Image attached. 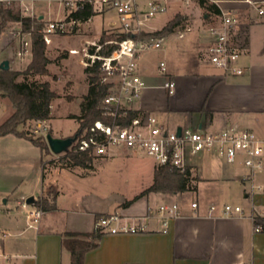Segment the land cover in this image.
I'll use <instances>...</instances> for the list:
<instances>
[{
	"label": "crops",
	"instance_id": "0c3cea01",
	"mask_svg": "<svg viewBox=\"0 0 264 264\" xmlns=\"http://www.w3.org/2000/svg\"><path fill=\"white\" fill-rule=\"evenodd\" d=\"M234 6L244 5L234 2ZM67 13L66 10L64 16ZM38 17L44 19L42 14ZM99 30L92 32L95 35ZM194 35L205 48L204 37ZM192 37L181 42L183 51L163 44L156 54L145 51L138 56L136 69L145 86L131 108L156 116L168 128L233 126L251 129L264 140V18L249 15L243 25L244 50L237 59L243 68L241 74L227 73L210 64L207 57L197 55L190 41ZM59 41L66 42L51 37L52 43ZM2 59H8L9 67L19 69L13 67L8 55L0 56ZM160 61L165 63L163 71ZM165 81L174 83L172 92L164 86ZM204 110L210 114L206 115ZM117 151L113 148L96 159L112 157ZM122 151L127 156L135 153ZM52 153L46 152L45 160L40 156L41 166L35 171L31 185L38 192L29 193L33 197L40 193L48 195L47 189L51 187L53 192L48 197L54 198V208L42 210L37 222L28 226L25 214L36 206L25 202L26 195L14 197L13 205L19 209L9 217L10 225H0V264H67L70 255L62 247L61 234L93 230L97 213L116 214L117 224L139 223L144 228L136 232H104L98 245L86 252L83 264H264V231L254 232L249 216L264 205V170L250 174L241 161H236L233 167L221 168L215 156L200 154L190 160V170L195 171L196 175H192L198 180L196 189L190 190L196 191L197 198L188 205L173 199L185 191L172 194L149 191L133 198L152 183L155 168L152 159L145 182L128 196L89 190L67 199L63 196V180L88 179L95 175L96 166L93 163L92 168L61 166L56 158L63 152ZM252 183L260 189L253 188ZM220 195H228L230 203L242 205L244 215H223ZM193 201L197 202L196 207L191 206ZM166 202L178 204V214L167 226L157 212V207ZM212 204L214 210L209 209Z\"/></svg>",
	"mask_w": 264,
	"mask_h": 264
},
{
	"label": "built area",
	"instance_id": "2783aa9c",
	"mask_svg": "<svg viewBox=\"0 0 264 264\" xmlns=\"http://www.w3.org/2000/svg\"><path fill=\"white\" fill-rule=\"evenodd\" d=\"M67 11L76 9L83 1L92 5L96 12L113 10L115 18L108 22L109 28H116L113 38H81L84 44L80 62L84 67L97 66L102 74L101 81L111 85L101 99L104 115L126 116V110L136 99L144 81L136 69V59L145 51L159 49L163 37L149 36L135 37L148 29V20L155 14L167 9L169 3L175 2L177 7L193 9L195 15L177 33L183 37L186 32L194 28L203 33L206 40L205 55L213 66L230 74H241L243 68L237 59L244 50L241 31L249 15L264 18V0H63ZM234 2L242 3L243 7H235ZM214 4L218 11L206 8L207 4ZM228 3V5H221ZM27 10V9H25ZM177 13V12H176ZM179 13V12H178ZM90 17L85 20L89 21ZM80 21L63 18L45 21L41 29L42 39L48 43L53 33L71 32ZM157 30V29H155ZM11 36L18 39L15 51L17 57L30 54V33L21 27L11 31ZM123 34L125 36H123ZM28 36V37H26ZM110 47H113L110 49ZM77 54L79 50L70 49ZM160 70L165 69V63L160 61ZM107 79L111 81H106ZM174 83L165 81L164 86L172 92ZM132 109V108H131ZM44 121V120H40ZM75 150L86 151L91 156H104L113 148H123L128 153L140 150L153 158L155 167L169 165L179 171L190 167V160L200 154L220 158L229 165L236 161L250 169V174L264 170V140L248 128L225 126L218 129H208L201 126L181 125L177 128H168L158 118L151 114L138 113L131 117L126 124L106 123L100 119L75 135L71 143ZM250 176V175H249ZM251 180V177H247ZM251 186L260 189L258 184ZM192 207L197 202H191ZM210 210L215 205L209 206ZM162 224L167 226L170 219L178 214L176 202L162 203L157 207ZM221 212L225 216H243L245 211L242 205L234 203L221 204ZM42 209L35 207L26 212L28 226H33L42 214ZM253 221L254 232L264 231V205L249 214ZM116 214L102 216L95 221V228L103 232H136L144 228V224H117Z\"/></svg>",
	"mask_w": 264,
	"mask_h": 264
},
{
	"label": "rangeland",
	"instance_id": "374dc122",
	"mask_svg": "<svg viewBox=\"0 0 264 264\" xmlns=\"http://www.w3.org/2000/svg\"><path fill=\"white\" fill-rule=\"evenodd\" d=\"M0 5L17 9L22 16L30 15L35 20L41 19L40 22L42 24L45 21L44 19L65 17L64 13L67 10V6H65L63 0H0ZM103 12L100 11L94 14L87 22L80 21L71 32L63 34L53 33L50 36V41L48 43L45 42L44 54L49 60L47 68L50 72L44 75L29 76V79L49 81L50 87L59 96L51 102V118L48 120L49 122L29 121L22 127L27 131L28 135L33 137L42 136L45 139V134L50 132L53 136L58 134L61 137H65L72 136L77 129V119L69 115L80 113V101L83 94L86 93L88 85L86 78L87 71L80 62L83 53L82 48L84 46V44L80 43V40L81 38H92L94 41L97 38H113L117 31L116 28L108 27V22L113 21L115 18L114 11L107 10ZM176 12L181 13L182 17L171 30L163 31L162 45L173 46L177 50L183 51L181 42L193 35L190 40L192 41V46H194L197 55L205 58V48L199 44L194 35L203 37V33L200 31L201 29L194 28L191 32H186L183 37L177 36L178 31L182 30L186 23H190L194 17L195 11L193 9L180 8L177 7L175 2H171L165 11L155 14L148 20V25H150L148 29L155 30L166 27L168 21L176 17ZM38 14H42L44 19L39 18ZM102 22L104 24L101 26ZM105 22L107 23L105 24ZM19 28L20 25L18 22L8 20L5 23L0 32V56L8 55L13 67L22 70L29 62L30 54L28 53V55L17 57L15 51L18 45V39L13 38L10 34L11 31ZM98 29L100 30L94 35L93 32ZM51 37L66 42L59 41L58 43H52ZM48 45L49 48L47 47ZM75 48L79 52L77 54L71 53L70 49ZM157 51V49L149 50L153 54H156ZM100 77L102 79L101 73ZM106 81L111 80L107 79ZM12 110L13 108L9 99L0 96V122L7 118ZM82 131H85V129ZM114 149L118 151L112 157H102L99 159H96L97 156L93 157L92 163L96 166L94 176L88 179L63 180L65 183L63 191L64 198L68 199L73 194H81L89 190L114 191L128 196L134 190L138 189L148 177L153 165V158L140 150H135V153L127 156L122 153L123 148ZM39 151L40 149L38 147L24 137H18L13 134H6L0 137V225H10L9 217L18 211L19 208L13 205L14 197L18 198L21 195L30 196L32 194L29 192L32 190H34V194L38 192V189H33L31 185L35 171L39 170V166H41V163H39L40 156H42L43 160L47 156L45 152ZM46 152L54 155L51 150ZM56 159L59 160V158ZM215 162L221 168L233 167L218 157H216ZM191 173L196 175L193 170ZM195 183L196 180H193L192 184ZM52 192V188L49 187L46 193L51 195ZM39 195L43 196L42 193ZM6 198H8V201H5ZM26 198L24 197V200ZM196 198V191L190 190L185 191L182 195L177 194L173 197V199L179 202L181 201L186 205L189 204L190 200ZM218 201L220 205L232 202L228 195H220Z\"/></svg>",
	"mask_w": 264,
	"mask_h": 264
},
{
	"label": "trees",
	"instance_id": "16d2710c",
	"mask_svg": "<svg viewBox=\"0 0 264 264\" xmlns=\"http://www.w3.org/2000/svg\"><path fill=\"white\" fill-rule=\"evenodd\" d=\"M206 8L214 12L218 11V7L214 4H207ZM95 14L92 5L87 1L81 2L76 9L70 10L66 14L67 19H75L85 21ZM176 17L169 20L166 27L153 31H144L134 34L135 37L147 38L149 36L163 37V31H169L177 24L182 17L181 13H175ZM10 21L18 22L21 29L30 33L31 49L30 60L26 67L22 70L0 68V96L7 97L12 105V112L7 118L0 122V137L6 134H13L18 137H24L37 146L41 152L50 150L46 139L42 136L33 137L27 134L22 127L29 121H40L51 118V102L59 96V94L50 87L49 81H36L29 79V76L44 75L50 71L47 68L49 60L44 54L45 41L41 37V29L44 26L40 22L41 19L31 18L29 15L22 16L17 9L12 7H4L0 5V32L5 23ZM123 36H125L123 34ZM113 47H110L112 49ZM87 71V91L83 94L80 101V113L69 115L75 117L78 121V127L72 136L78 135L83 129L87 128L94 120L100 119L106 123L126 124L129 119L138 113L136 109H127L126 116L104 115L101 107V99L108 91L111 83L102 82L100 71L97 66L85 67ZM21 76V78H19ZM206 115L210 112L204 110ZM50 133V132H48ZM91 156L86 151L75 150L70 145L59 157L61 166H80L83 168H92ZM198 178L192 175L190 167H186L183 171L177 170L169 165H161L155 167L153 171L152 183L135 195L133 198L149 191H160L177 193L189 190H195L196 184L192 181ZM54 198L48 195L37 196L34 198V205L43 211L54 208ZM127 201L126 203H128ZM106 216L105 214H95V220ZM104 232L99 228L91 231H65L61 234V244L64 249L69 252V262L67 264H83L86 252L99 243L100 237Z\"/></svg>",
	"mask_w": 264,
	"mask_h": 264
},
{
	"label": "water",
	"instance_id": "95a60500",
	"mask_svg": "<svg viewBox=\"0 0 264 264\" xmlns=\"http://www.w3.org/2000/svg\"><path fill=\"white\" fill-rule=\"evenodd\" d=\"M8 59H2L0 60V68L1 69H8L9 63ZM180 132V127L177 128V133ZM75 138L74 136H65V137H55L51 133L45 134V139L48 144L49 149L54 153H61L65 151L73 142ZM25 202L27 204L34 203V197L32 195L28 196L25 199Z\"/></svg>",
	"mask_w": 264,
	"mask_h": 264
}]
</instances>
